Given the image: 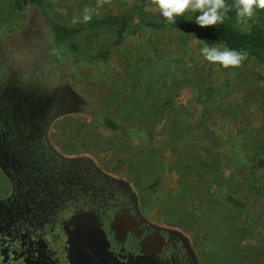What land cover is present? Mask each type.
<instances>
[{"label":"rangeland","instance_id":"1","mask_svg":"<svg viewBox=\"0 0 264 264\" xmlns=\"http://www.w3.org/2000/svg\"><path fill=\"white\" fill-rule=\"evenodd\" d=\"M42 1L45 10L0 0V99L24 86L39 122L51 101L34 86L40 80L39 92L49 95L52 81L64 79L49 113L71 112L51 122L54 149L89 155L134 184L152 216L192 237L203 264H264V172L252 167L264 157V67L251 58L229 69L205 61L200 41L147 28L143 21H159L160 13L141 14L144 0ZM85 7L94 9L92 20L73 24ZM106 17L119 20L55 44L50 22L88 28ZM248 23L239 20L242 29ZM108 39L116 46L105 60ZM106 117L120 130L107 129Z\"/></svg>","mask_w":264,"mask_h":264},{"label":"flooded vegetation","instance_id":"2","mask_svg":"<svg viewBox=\"0 0 264 264\" xmlns=\"http://www.w3.org/2000/svg\"><path fill=\"white\" fill-rule=\"evenodd\" d=\"M64 83L49 95L34 86L51 101L39 122L24 86L0 99V264H203L192 237L152 216L134 184L49 144L51 122L71 112L49 113Z\"/></svg>","mask_w":264,"mask_h":264},{"label":"trees","instance_id":"3","mask_svg":"<svg viewBox=\"0 0 264 264\" xmlns=\"http://www.w3.org/2000/svg\"><path fill=\"white\" fill-rule=\"evenodd\" d=\"M24 4L35 5L45 10L42 0H22ZM231 5L234 0H226ZM156 9L153 0H144L141 14L145 13L147 9ZM195 17H190L188 14H184L182 17H177L176 24H169L161 15L159 21L144 20V24L147 28H151L158 32L165 31L167 29L175 30L181 33L187 34L190 38L200 41L202 44L212 45H224L229 49L246 50L248 52V58L255 60L259 65L264 67V27L261 20L264 21V9H260L259 17L256 19H249V23L246 29H242L239 25V20L236 16L235 10L230 11L227 14V19L223 25H217L213 28H199L194 23ZM119 18L106 17L99 19L89 25L88 28H69L54 22H50V27L53 32L55 44L59 46L66 45L69 41L76 37H79L87 29L99 30L113 26ZM108 42V43H107ZM103 46L106 48L103 54L105 60H109L113 49L116 46L113 40L108 39ZM73 52H77L78 49L73 45ZM97 58V57H96ZM99 58V57H98ZM76 62L79 57L76 56ZM104 126L112 131L120 130L117 122L109 117L104 119ZM252 167L255 168V172H264V157L255 156ZM228 202L233 206L245 210L246 204L242 203L235 197H228Z\"/></svg>","mask_w":264,"mask_h":264},{"label":"clouds","instance_id":"4","mask_svg":"<svg viewBox=\"0 0 264 264\" xmlns=\"http://www.w3.org/2000/svg\"><path fill=\"white\" fill-rule=\"evenodd\" d=\"M153 3L169 24H176V18L184 16L185 13H198L194 23L201 29L223 25L227 14L232 10H235L238 19L246 21L254 16L257 9H264V0H234L231 5L226 0H153ZM100 6L102 4H98ZM93 12L94 9L85 7L82 17L73 18L72 23L90 22ZM200 55L213 65L229 69L239 68L249 54L246 50L237 51L224 45L209 46L205 43L200 48Z\"/></svg>","mask_w":264,"mask_h":264}]
</instances>
